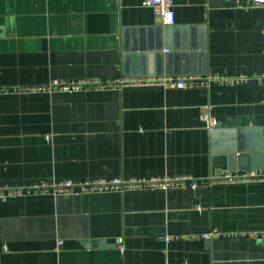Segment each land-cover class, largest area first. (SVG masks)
I'll return each instance as SVG.
<instances>
[{
	"label": "crops",
	"instance_id": "crops-1",
	"mask_svg": "<svg viewBox=\"0 0 264 264\" xmlns=\"http://www.w3.org/2000/svg\"><path fill=\"white\" fill-rule=\"evenodd\" d=\"M173 4L175 25L165 34L139 0H0V191L264 170H239L217 154L233 132L264 134V82L25 90L53 81L185 75L178 72L264 75L262 8L240 9L229 0ZM165 35L169 46L172 38L194 36L204 56L181 55L168 67L129 52ZM161 69L173 75H149ZM204 116L215 123L217 139ZM214 230L225 235L164 240ZM261 232L264 183L0 198V264H264L261 238L225 237Z\"/></svg>",
	"mask_w": 264,
	"mask_h": 264
},
{
	"label": "built area",
	"instance_id": "built-area-1",
	"mask_svg": "<svg viewBox=\"0 0 264 264\" xmlns=\"http://www.w3.org/2000/svg\"><path fill=\"white\" fill-rule=\"evenodd\" d=\"M240 9L262 8L264 10V0H229ZM142 7L150 8L154 14L161 19L163 27H173L175 25V12L173 0H139ZM264 36V28L262 30ZM167 52V51H165ZM255 79L264 82L263 76L239 75L228 77L226 75H183V76H163V77H138L116 81L114 83H104L101 81H79V82H58L53 81L47 86H39L25 89L28 92H75L82 91L89 87H159L164 90H182V89H209L213 84L221 85H242L249 80ZM19 91H24L21 89ZM203 120L207 123V128L211 133L215 128V123L204 116ZM264 183V170H250L239 173H228L223 176H211L206 179L197 180L191 177L175 178H151V179H121L112 178L109 180H85L74 183L64 181L58 184H41L28 188H10L0 191V198H16L29 195H47L53 196H72L89 195L95 193H126L143 192L149 190L168 191L175 188L196 189L200 186H212L216 184H250ZM217 231H211L206 234L192 236H167L165 242L173 240L202 238L212 240L223 236ZM225 237H259L264 242V232L261 233H234L227 234ZM61 245V244H59Z\"/></svg>",
	"mask_w": 264,
	"mask_h": 264
},
{
	"label": "water",
	"instance_id": "water-1",
	"mask_svg": "<svg viewBox=\"0 0 264 264\" xmlns=\"http://www.w3.org/2000/svg\"><path fill=\"white\" fill-rule=\"evenodd\" d=\"M173 27H165L166 33L171 31ZM162 36V35H160ZM166 41L161 43V37L159 42L157 40L156 43L152 44L149 43L147 46H132L129 52H133L134 56L137 57H144L153 55L157 59L159 58L161 61L160 64L163 62L166 66H171L174 60H177L176 57L184 55L186 56H193L194 53L199 55L200 57L204 56V44L199 43L196 41L194 36L184 35L182 38L179 39H170V46L167 44V35ZM167 51V52H163ZM198 51V52H197ZM131 52V53H132ZM173 75L167 70V72L161 70L154 71V76H162L163 74ZM191 72H184V73H175V75H187ZM135 75V74H133ZM138 75H145V74H138ZM213 130L211 132L213 140L217 139V133ZM260 132V131H259ZM260 134H257L254 138V135L249 134L247 131L243 132H233L232 133V140L230 142H219V149L220 152L217 154L222 153L225 155L226 159L228 160V164H237V169L239 170H249L250 168H259L264 169V165H260L258 162L264 163V134L261 131ZM233 166V167H234ZM235 169V168H233Z\"/></svg>",
	"mask_w": 264,
	"mask_h": 264
}]
</instances>
